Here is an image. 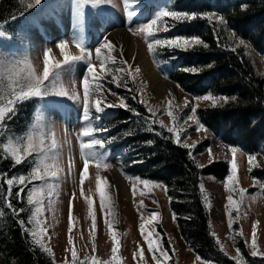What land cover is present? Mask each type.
<instances>
[{
  "label": "rangeland",
  "instance_id": "374dc122",
  "mask_svg": "<svg viewBox=\"0 0 264 264\" xmlns=\"http://www.w3.org/2000/svg\"><path fill=\"white\" fill-rule=\"evenodd\" d=\"M24 1L37 7L46 1L51 2L45 4L44 10L36 14L34 18H24V27L18 32L16 39L5 32L4 28H0V94L2 96L4 93L12 94L7 99L9 101L22 89L26 90L20 78L14 77L13 71L23 68L26 63H30L36 73L42 75L43 53L48 49H51L55 61L63 63V56L56 47L61 42L67 43L66 51L71 56L81 55V48L86 52H92V62L103 84L99 94L90 96L93 102V108H90L92 119L85 122L82 120V80L90 75L87 72V62L74 61L54 70L45 84L46 92L37 97L40 99V106L24 142L20 143L13 139L7 144L9 148L18 149V154L22 159L25 155H29V152H35L36 165L44 175V179L37 180L36 183L30 182L29 185V196H32L33 201H40L31 203L33 207L32 231L35 230L39 234L40 241L52 251L54 259L59 263L71 262L72 252L75 251V259L89 261V264H157V259L161 260V264H213L212 261L191 251L180 237L163 183L150 181L151 183L145 186L138 182L137 178L124 177L116 163L109 160L106 149L99 145L91 150L97 155L89 161L88 177L83 184L80 182L84 167V156L80 151V143L100 138L96 134L97 131H94L93 137H82L80 133L88 126L97 129L96 117H93L94 101L100 99L102 102L104 97L113 100L114 97L104 87L103 80L119 84V86L123 85L116 79L114 80L112 65H118L115 71L126 73L137 83V90L147 102L157 107L165 109L169 101L178 105L182 98L193 101L186 98L176 84L167 77L166 71L169 65L162 59L153 60L152 58V53L157 46L154 45V50L150 52L148 44L157 38L159 32L155 37H146L144 33L136 30L143 24L150 23L152 19H157L156 13H153L151 17L145 13L149 8V0H127V5L125 0H88V2L86 0H41L39 5H36L35 0ZM132 12L136 15H130ZM122 27L140 41L153 66L162 76L175 84L176 91L162 97H156L149 91L140 68L126 50L109 36L113 29ZM156 28L157 25L154 26V31ZM105 38L114 45V49L109 53V50L102 48L101 54H110L114 62L109 60L105 65L107 72L100 73V61L96 59L94 50L103 44ZM256 61L257 67L264 69V61L258 58ZM137 69H139L138 72ZM13 79L17 82L13 83ZM61 87L69 95H76L79 98L72 100L67 96L54 95L53 93ZM7 100L3 106H0V109L14 108L19 102L16 101L14 105H9ZM195 103L203 104L201 100ZM157 110L164 112L162 109ZM9 113L7 112L6 115ZM101 114L98 116L100 117ZM205 137L212 138V134L209 132L190 134L187 143L193 146ZM29 141L34 147L25 153L24 149ZM40 141H43L42 146H40ZM53 142H55V148H53ZM41 147L42 150H40ZM231 147L233 146L227 147L214 139L207 151L196 157L200 166L216 160H225L228 163V173L221 181L218 182L212 176L203 178L202 184L207 196L212 233L221 249L236 258L239 257V252L233 244V233H238L244 238L251 254L255 233L257 255L264 256L263 183L252 174L255 160L250 165L249 154L241 147L235 146L238 148L236 153L237 180L235 185L231 186L232 190L229 191L226 178L231 174ZM8 152L11 154V151ZM97 163L100 165L99 168ZM45 164L48 165L47 170L44 167ZM105 164L107 167L104 166ZM114 169L119 171L126 183L128 196L122 197L116 190L115 184L105 178V175L112 174ZM46 171L49 173L56 171L57 178L46 175ZM32 175L33 173L29 178L32 179ZM98 176L106 181L105 191L108 199L103 208L96 191ZM25 184H27L26 179ZM48 185L53 187L49 189ZM133 188H135V193ZM141 192L144 195H141ZM229 196H232L235 201L231 207L228 206ZM88 200L93 202L91 215ZM37 207L41 209L39 213H36ZM153 214H157V220L152 224H146L145 233L153 232L152 239L158 241L155 246L167 254L166 259L159 250L154 256L140 230L142 219L146 222ZM92 216H95L96 227L94 229ZM230 220L231 227L229 226ZM109 223L113 225L112 231L117 233L118 245L112 240ZM159 226L170 240L172 252L166 247ZM69 238H71V243H69ZM114 247L117 249L115 253L112 251Z\"/></svg>",
  "mask_w": 264,
  "mask_h": 264
},
{
  "label": "trees",
  "instance_id": "16d2710c",
  "mask_svg": "<svg viewBox=\"0 0 264 264\" xmlns=\"http://www.w3.org/2000/svg\"><path fill=\"white\" fill-rule=\"evenodd\" d=\"M49 2L37 7L24 0H0V28L16 39L24 18H34ZM165 10L196 13L197 19L177 23L160 15ZM145 13L148 17L157 14V38L202 40L187 51L157 46L152 53L153 60L162 59L169 65L167 77L193 101L182 98L178 105L169 101L165 109L157 107L147 102L126 73L115 71L118 65H112L113 76L123 85L103 80L114 96L113 100L104 97L102 101L100 126L105 131L101 138L108 158L114 162L122 156L118 168L126 178L164 184L180 237L191 251L213 264H264V256H253L238 233L232 237L238 258L221 249L212 233L202 183L207 176L218 182L224 179L228 163L216 160L200 166L196 158L214 139L227 147H241L255 156L252 174L262 181L264 193V69L256 65V58L264 61V0H149ZM171 25V31H163ZM192 68L197 71H184ZM205 95L217 97L216 104L202 99ZM11 96L0 94V106ZM122 99L133 111L119 107ZM198 100L203 104H196ZM107 103L115 107L107 108ZM39 106L37 97L19 101L0 122V264H89L79 259L59 263L51 250L40 241L42 248L32 237L33 207L28 197L30 182H37L29 178L37 167L36 153L29 152L20 164H15L5 146L13 139L24 142ZM196 132H209L212 138L205 137L192 146L187 142ZM20 175L25 176L27 184L20 185L17 180L10 188L6 180ZM159 230L172 252L165 231L161 226Z\"/></svg>",
  "mask_w": 264,
  "mask_h": 264
},
{
  "label": "snow or ice",
  "instance_id": "6c2138e0",
  "mask_svg": "<svg viewBox=\"0 0 264 264\" xmlns=\"http://www.w3.org/2000/svg\"><path fill=\"white\" fill-rule=\"evenodd\" d=\"M86 2H88V0H86ZM35 3H36V5H39L41 3V0H35ZM125 3L127 5V0H125ZM29 7H31V5H29ZM130 15L135 16L136 14H135V12H132V13H130ZM160 15L162 17L171 18L172 21L177 22V23H183L185 21L190 22L192 20L197 19L196 13L190 14V13L182 12V11L165 10L162 13H160ZM205 15H207V14H205ZM201 18H203V17H201ZM220 22L221 23L225 22L222 17L220 19ZM155 25H157V19H152L150 23H145L142 26L138 27L136 30L138 32L144 33L146 35V37H155L156 33L160 31L159 28H156V30L154 31ZM172 27H174V25L165 26L163 31H165V32L171 31ZM241 42H243V41H241ZM201 43H202V40L198 37L175 36V37H166V38H155L153 40V42L148 44V49L150 52H152L154 50V45H156V46L167 47L169 49L187 51L191 47H194V46L199 45ZM77 46L80 47L79 45H77ZM205 46H207V45H205ZM56 47L59 49L60 53L63 56V63H61L59 61H55L53 59L51 49L44 51V53H43V65H44V67H43L42 75H38L30 63H26L23 68L13 70L14 71V77L20 78V80L23 82V87L26 88V90L22 89L18 94H15L14 98L10 99L8 101V103H9V105H14L16 101L23 102L24 100L30 99L32 97L41 96L43 93L46 92L45 84L47 81H49L54 70H58L62 66L67 65V64L74 62V61L84 60L88 64L87 72L90 75L85 76L82 80V87H83L82 120L85 122L90 121L92 119V116L90 114V108L93 106V102L91 101L90 96L93 94H99L100 89L103 87L100 74L97 72L94 63L92 62V52H86L84 49H82L80 47L81 48V55L71 56L66 51V49H67V43L66 42H61ZM102 48L109 50V53H110V51L114 49V45L111 42H109L107 40V38H105L103 44L94 50L95 55H96V59L100 61V65H101L100 73H105V72H107V68L105 67V65L107 64V62L109 60H113V62H114V58L110 54L102 55L101 54ZM120 71H122V70H120ZM136 71L138 72L139 69H137ZM184 71L195 72L197 70L195 68H192V69H184ZM115 79L116 78L114 77V80ZM90 80H91V83H90ZM12 82L16 83L17 81L15 79H13ZM117 86H119V84ZM109 91H111V90H109ZM53 94L58 95V96H62V97L67 96L72 100L79 98L76 95H69L68 92L62 87L58 91H55ZM197 99H199V98H197ZM202 99L212 100L213 104L215 105L218 98L215 96H212V95H205V96H203ZM219 99H226V98L220 97ZM106 107L112 108V107H115V105H113L111 103H107ZM119 107L125 108L126 110H129V111H133L132 109L127 107V105L125 104L123 99L121 100ZM94 109H95L96 114H100L104 111V108L102 107V102L100 99H96L94 101ZM12 111H13V107H9L7 110L0 109V120L4 119L7 112H12ZM192 111L196 112V109L193 108ZM168 114L171 116L172 112H169ZM94 131H105V129H98L97 130V129H94L92 126H88V127H85L83 129V131L80 133V135L82 137H93ZM176 140H177V143H180V138L178 135L176 136ZM42 145H43V141H40V146H42ZM97 145H99L101 148H104V146H105L104 142L100 139H90L88 142L81 141V143H80V146H79L80 151H81V154L84 156V167H83V171L80 175L81 184L84 183V180L89 175V172H88L89 161H90V159H94L97 155L95 152H92L91 150L94 149ZM33 147H34V145L32 144V142L29 141L28 145L24 149V152L27 153ZM55 147H56L55 142H53V148H55ZM40 150H42V147ZM86 150H88V151H86ZM5 151H11V154L15 160V164H20L22 162L21 155L18 154V152H19L18 149L9 148L8 146H5ZM230 151L232 153L231 174L228 175L226 178V186H229V191L232 190L231 186H234L235 182L237 180L238 169H237V164H236V153L238 151V148L233 146L230 148ZM248 160H249V164L251 165L252 162L255 160V157L249 155ZM104 166L107 167V164H105ZM44 167L47 170L48 165L45 164ZM97 167L98 168L100 167L99 163H97ZM45 174L51 175V177H53V178H57V172L56 171H51L50 173L46 171ZM32 179H34V180L44 179V175L41 174L39 167H37L36 169L33 170ZM17 180H18L19 184L22 185L25 183V176L20 175L19 177L8 178L6 180V183L11 188V186L14 184V181H17ZM137 180H138V182L143 183V185H145V186H148L151 183L147 179L140 181L139 178H137ZM105 184H106V181L102 180L98 176L97 180H96V191L99 194V198H100L102 208L105 207V201H106V199H108L107 193L105 191ZM52 187H53L52 185H48L49 189H51ZM21 191H23V190L21 189ZM35 191L36 190H34V192ZM133 192L135 193V188H133ZM18 195H19V193H18ZM141 195H144V193L141 192ZM241 195H243V192H241ZM28 202L31 204L34 202L39 203L40 201H33L32 196L30 195L28 197ZM87 203L89 206V214L91 215L93 202H92V200H88ZM234 204H235V201L233 200V197L229 196L228 197V206L231 207ZM141 206H143V205H141ZM40 211H41V209L39 207H37L36 213H39ZM92 220H93L92 227L94 229L96 227L95 216H92ZM156 220H157V214L151 215L146 222H144L142 219V222L140 223V230H141L142 235L144 236V240L146 241L149 250L153 252L154 256H155L156 252L159 250V251H161V255L164 256V258L166 259L167 254L165 252H163L162 250L157 249V247L155 246L158 243V241H154L152 239L153 232L145 233L146 224H152ZM106 223H107V221H106ZM37 224H39V221H37ZM229 226L231 227V220L229 221ZM108 227H109V230L111 232L113 242L118 245L119 241H118L117 233L115 231H112L113 225L111 223H109ZM42 231L43 230H41V232ZM32 237H33V240L35 243L40 244V246L42 248L44 247V245L41 244L40 239L38 238L39 234L35 230L32 231ZM69 243H71V238H69ZM252 247H253L252 255L256 256L258 253L256 251L255 233H254V239H253ZM116 250L117 249L114 247L112 250L113 253H115ZM45 251H47V249H45ZM72 257H73V260L75 262V257H76L75 251L72 252ZM157 264H161L160 259H157Z\"/></svg>",
  "mask_w": 264,
  "mask_h": 264
},
{
  "label": "bare ground",
  "instance_id": "6f19581e",
  "mask_svg": "<svg viewBox=\"0 0 264 264\" xmlns=\"http://www.w3.org/2000/svg\"><path fill=\"white\" fill-rule=\"evenodd\" d=\"M109 36L126 50L130 58L136 63L138 68H140L144 81H146L149 91L153 95L156 97H162L167 93L177 90L175 84L162 76L153 66L152 61L149 59L147 52L140 41L131 35L125 28L113 29ZM105 178L115 184L116 190L122 197L128 196L126 183L118 170H112V174L105 175Z\"/></svg>",
  "mask_w": 264,
  "mask_h": 264
}]
</instances>
